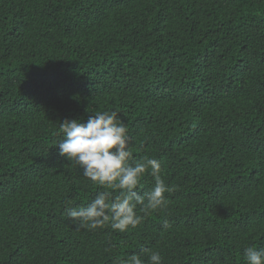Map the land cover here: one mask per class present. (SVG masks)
<instances>
[{"label":"trees","instance_id":"obj_1","mask_svg":"<svg viewBox=\"0 0 264 264\" xmlns=\"http://www.w3.org/2000/svg\"><path fill=\"white\" fill-rule=\"evenodd\" d=\"M106 110L174 188L125 233L64 214L100 189L58 154L59 123ZM249 246L264 248V0H0V264H245Z\"/></svg>","mask_w":264,"mask_h":264},{"label":"clouds","instance_id":"obj_2","mask_svg":"<svg viewBox=\"0 0 264 264\" xmlns=\"http://www.w3.org/2000/svg\"><path fill=\"white\" fill-rule=\"evenodd\" d=\"M127 124L117 111L90 114L86 122L65 119L59 123L57 151L66 161L77 165L91 184L100 189L95 198L83 206H66L64 214L77 230L96 231L110 228L125 233L140 226L144 219L166 211L170 203L166 194L174 188L163 178L161 161L151 157L136 160L130 144ZM153 179L143 193L145 175ZM169 226L168 220L162 227ZM147 261L137 254L121 255L115 264H163L159 251L145 250ZM245 264H264V248L244 249Z\"/></svg>","mask_w":264,"mask_h":264}]
</instances>
